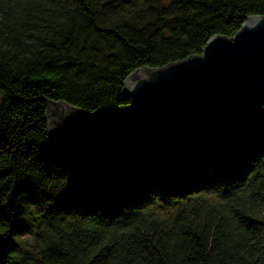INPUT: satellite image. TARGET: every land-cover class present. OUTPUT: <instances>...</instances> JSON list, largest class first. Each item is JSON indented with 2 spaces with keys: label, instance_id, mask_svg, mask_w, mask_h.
<instances>
[{
  "label": "trees",
  "instance_id": "1",
  "mask_svg": "<svg viewBox=\"0 0 264 264\" xmlns=\"http://www.w3.org/2000/svg\"><path fill=\"white\" fill-rule=\"evenodd\" d=\"M248 15L264 0H0V264H264V84L102 148L55 146L43 118L128 105L131 71Z\"/></svg>",
  "mask_w": 264,
  "mask_h": 264
},
{
  "label": "water",
  "instance_id": "2",
  "mask_svg": "<svg viewBox=\"0 0 264 264\" xmlns=\"http://www.w3.org/2000/svg\"><path fill=\"white\" fill-rule=\"evenodd\" d=\"M264 84V16L248 15L231 36L213 35L198 55L162 67H140L123 80L129 104L86 112L45 100L47 136L58 147L102 148L128 139L151 123H178L231 94Z\"/></svg>",
  "mask_w": 264,
  "mask_h": 264
},
{
  "label": "rangeland",
  "instance_id": "3",
  "mask_svg": "<svg viewBox=\"0 0 264 264\" xmlns=\"http://www.w3.org/2000/svg\"><path fill=\"white\" fill-rule=\"evenodd\" d=\"M206 196H208L212 200H217L218 199L215 192H211V193L207 194ZM156 209L159 211L160 216H166L168 214H171L174 211V208L171 207V206H167V207H156ZM21 238L26 239L27 245H30V246L33 247V249H35V247L33 246L34 244H33V240H32V237H31L30 234H23L21 236ZM39 264H41V263H39Z\"/></svg>",
  "mask_w": 264,
  "mask_h": 264
}]
</instances>
